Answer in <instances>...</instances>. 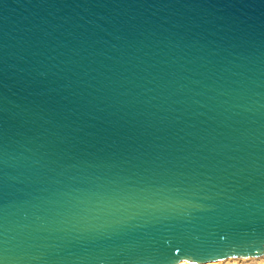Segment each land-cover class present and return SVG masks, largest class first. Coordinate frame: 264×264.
<instances>
[{
    "label": "water",
    "instance_id": "95a60500",
    "mask_svg": "<svg viewBox=\"0 0 264 264\" xmlns=\"http://www.w3.org/2000/svg\"><path fill=\"white\" fill-rule=\"evenodd\" d=\"M236 238L264 254V0H0V264Z\"/></svg>",
    "mask_w": 264,
    "mask_h": 264
},
{
    "label": "snow or ice",
    "instance_id": "6c2138e0",
    "mask_svg": "<svg viewBox=\"0 0 264 264\" xmlns=\"http://www.w3.org/2000/svg\"><path fill=\"white\" fill-rule=\"evenodd\" d=\"M264 241V238H260ZM245 238H236L233 240H221L219 246L213 243H206L199 240H190L188 254L193 260H215L223 259L237 252V247Z\"/></svg>",
    "mask_w": 264,
    "mask_h": 264
},
{
    "label": "rangeland",
    "instance_id": "374dc122",
    "mask_svg": "<svg viewBox=\"0 0 264 264\" xmlns=\"http://www.w3.org/2000/svg\"><path fill=\"white\" fill-rule=\"evenodd\" d=\"M221 264H264V255L257 258H248V259H231Z\"/></svg>",
    "mask_w": 264,
    "mask_h": 264
},
{
    "label": "bare ground",
    "instance_id": "6f19581e",
    "mask_svg": "<svg viewBox=\"0 0 264 264\" xmlns=\"http://www.w3.org/2000/svg\"><path fill=\"white\" fill-rule=\"evenodd\" d=\"M259 257H261V256H259ZM238 258H240V257H228V258H225V259L215 260V261H208V262H192V261H187V260H181L177 264H221V263L226 262L228 260L238 259ZM250 258H257V257H250ZM242 259H248V258L243 257Z\"/></svg>",
    "mask_w": 264,
    "mask_h": 264
}]
</instances>
